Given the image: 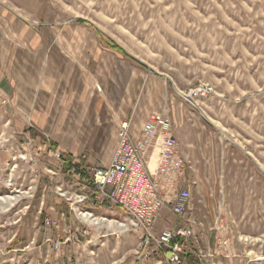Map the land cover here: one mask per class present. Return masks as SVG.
<instances>
[{
    "label": "rangeland",
    "instance_id": "obj_1",
    "mask_svg": "<svg viewBox=\"0 0 264 264\" xmlns=\"http://www.w3.org/2000/svg\"><path fill=\"white\" fill-rule=\"evenodd\" d=\"M1 1L9 15L26 17L32 30L49 36L38 40L43 53H60L72 67L78 62L62 81L70 91L93 83L118 125L133 117L139 133L155 113L170 119L187 181L165 183L166 195L189 188L194 205L187 219L202 225L196 238H177L181 264H264V0ZM0 21L20 53L32 51L18 27ZM200 84L214 94L186 101L183 95ZM77 95L60 94L54 106H77ZM16 112L0 90V264H170L167 251L147 256L139 235L119 227L128 222L123 211L81 205L112 221L94 226L61 198L76 192L73 166L83 173L104 166L105 145L89 148L95 130H103L76 117L23 119ZM160 153L150 154L153 173ZM217 211L208 230L203 217ZM181 226L166 207L155 232Z\"/></svg>",
    "mask_w": 264,
    "mask_h": 264
},
{
    "label": "built area",
    "instance_id": "obj_2",
    "mask_svg": "<svg viewBox=\"0 0 264 264\" xmlns=\"http://www.w3.org/2000/svg\"><path fill=\"white\" fill-rule=\"evenodd\" d=\"M213 94L214 88L210 84H200L183 96L186 101L196 104ZM114 138L115 146L108 166L95 167L87 173L73 166L72 171H78V175L71 188L76 192H63L61 198L71 210H79L80 204L88 203L127 212L126 227L142 239L141 248L147 256L167 251L170 264H181L183 247L177 243V238H196L202 225L195 219H187L194 205L189 188L177 187L174 196L166 195L165 183L167 186L179 185L185 166L172 122L162 113H155L144 122L137 136L133 117H129L119 123ZM156 148L161 153L153 173L149 165L150 154L154 155ZM56 156L58 163L63 164V155ZM166 207H170L183 226L156 233L155 228ZM80 218L90 222L97 217L81 215ZM99 219L103 224L109 223L105 218Z\"/></svg>",
    "mask_w": 264,
    "mask_h": 264
},
{
    "label": "crops",
    "instance_id": "obj_3",
    "mask_svg": "<svg viewBox=\"0 0 264 264\" xmlns=\"http://www.w3.org/2000/svg\"><path fill=\"white\" fill-rule=\"evenodd\" d=\"M5 1L7 2V0ZM10 9V6L0 0V17L5 18L9 26L18 27L17 30L20 32H18L19 36L31 43L32 51L26 50L20 53L19 47L12 42L13 38L10 36L11 30L2 31L0 29V90L12 100L17 111V116L20 118L53 119L76 117L84 119L86 125L90 126V129L103 130H95L96 133H94L93 137V139H95V145H91L89 148L94 150L100 146L103 148L105 145L104 149L106 151L99 159H102L100 161L102 165H104L102 167L108 166L113 155V136H111V132L112 129H117L119 115H117L113 109H110L108 102L104 103L102 99L96 97L97 95L94 92L96 89L93 83H89L91 86H87L89 88L83 87L81 91H78L76 88L75 91H70L69 82H63L62 79L68 78L69 76L66 75V73L70 75L69 72H71L74 67L75 70L79 69L80 65L78 62L72 67V64L68 61L64 62L65 59L60 53L54 51L51 53L47 52L46 54L43 53L44 49L39 47L38 40L41 36L48 40L49 36L45 32H41V35H39L36 30H32V27L28 26L26 23V17L18 15L23 18V20L20 19V17L13 16V14L9 15ZM11 11L13 12L12 9ZM82 61L81 63L85 66L86 63ZM70 67H72L71 70ZM67 92L77 93V96H80L78 102H76L79 105L68 106V108H63L62 106L61 109H59V106L55 107V102H61L60 94H65ZM82 97L86 98L87 102H84ZM126 118H128V116ZM139 133L137 131L136 135L138 136ZM37 144L38 143H36V145ZM71 155L72 157L79 156L76 155V153ZM104 156L106 157L105 160L103 159ZM83 167L85 171L90 169L86 164H84ZM186 181L187 177H183L182 182ZM205 203L208 202L206 201ZM98 208L96 209L97 211ZM106 208L111 210V207ZM87 213L92 214L91 212ZM218 214H221L220 211L214 212L213 214L210 212L208 220L203 217V219H205V227H207L208 230L209 225L212 226L213 224L212 218L214 216L216 217ZM93 217L95 216L93 215ZM125 218L128 220V216ZM231 219L227 220L228 224H230V222L234 224ZM107 221H109V225H112V221L108 219ZM116 223L119 224V222ZM125 224H127V222Z\"/></svg>",
    "mask_w": 264,
    "mask_h": 264
},
{
    "label": "bare ground",
    "instance_id": "obj_4",
    "mask_svg": "<svg viewBox=\"0 0 264 264\" xmlns=\"http://www.w3.org/2000/svg\"><path fill=\"white\" fill-rule=\"evenodd\" d=\"M154 167H155V165L152 164V165H151V168L154 169ZM153 169H152V170H153ZM0 201H3V199L0 198ZM80 205H82V204H80ZM123 212H124V211H123ZM124 213L126 214V216H128L127 212H124ZM81 215L92 216V217H93L92 214L87 213V212H82V211H81ZM90 222H91V224L94 225V226H99L100 224H102V220H101V219H98V218L91 219ZM126 225H127V224H125V223H119V227H120L122 230L126 227Z\"/></svg>",
    "mask_w": 264,
    "mask_h": 264
},
{
    "label": "trees",
    "instance_id": "obj_5",
    "mask_svg": "<svg viewBox=\"0 0 264 264\" xmlns=\"http://www.w3.org/2000/svg\"><path fill=\"white\" fill-rule=\"evenodd\" d=\"M101 33L99 32V35ZM101 36V35H100ZM106 41H103L111 50L118 52L122 55H124L125 57L129 58L132 61H135V59H133L132 57H130L127 53H125L121 48H119L116 44L112 43L110 40L108 41L107 39H105ZM136 62V61H135ZM83 205V204H82ZM81 206V205H80Z\"/></svg>",
    "mask_w": 264,
    "mask_h": 264
}]
</instances>
